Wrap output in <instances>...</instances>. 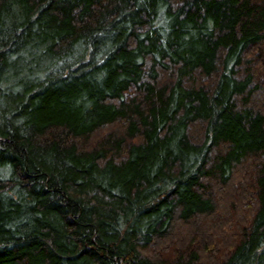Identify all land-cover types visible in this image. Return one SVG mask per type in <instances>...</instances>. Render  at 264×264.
<instances>
[{
	"label": "trees",
	"instance_id": "1",
	"mask_svg": "<svg viewBox=\"0 0 264 264\" xmlns=\"http://www.w3.org/2000/svg\"><path fill=\"white\" fill-rule=\"evenodd\" d=\"M0 264H264V0H0Z\"/></svg>",
	"mask_w": 264,
	"mask_h": 264
}]
</instances>
